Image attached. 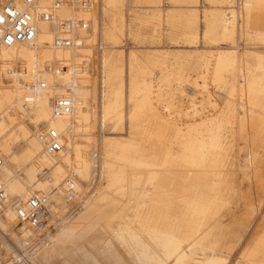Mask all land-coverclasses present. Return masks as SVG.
Masks as SVG:
<instances>
[{"label":"rangeland","instance_id":"374dc122","mask_svg":"<svg viewBox=\"0 0 264 264\" xmlns=\"http://www.w3.org/2000/svg\"><path fill=\"white\" fill-rule=\"evenodd\" d=\"M103 5L102 0H92L89 9H96V17L100 19ZM122 5L125 31L117 41L104 40L99 35L91 41L89 32L85 37L90 42L84 52L76 47L72 51L73 57L84 56L86 71L92 78L86 97L91 120L85 122L77 117L76 94L80 85L74 80L68 88V100L73 107V130L71 127L68 132L73 143L64 159H55L62 172L55 174L54 169L49 170V175L54 173L55 178L50 177V181L39 174L38 180L46 179L49 187L34 190L35 195L44 199L47 219L35 228L26 222L25 231L24 223L18 224L15 217L8 220L11 210L7 209L4 217H0V264H142V258L127 253L117 234L125 226H134V221L144 220L152 227L168 228L177 237L181 236L188 204L200 199L207 204V210L201 216L200 231L190 234L183 244L188 262L204 259L213 250L225 258L224 264H264V118L257 116L264 115V94L255 100L258 105L255 110L245 107L238 90L244 80H251L255 90L264 91V0H122ZM75 8L73 5L72 9ZM102 19L109 24L108 17ZM226 23L229 27L223 31ZM51 31L53 44L57 46L56 18L51 23ZM36 38L44 44L40 34ZM75 46H78L77 39ZM232 51L237 63L238 57L245 58L244 72L224 71L221 80L216 81L212 73L216 58ZM131 52L151 69V74L144 79L150 87L148 98L152 111L174 123L182 135L190 133L207 142L212 135L217 138L214 148L207 144L204 157L195 158L194 164L188 167L162 163L167 149L173 157L181 154L180 144L172 139L171 131L165 135L163 145L152 150L146 148L143 153L153 157V162L160 166L155 186L166 192L156 193L148 186L146 191L152 193L144 198H140V186L109 187L107 169L111 164L116 168L122 164L115 159L117 151L108 154L105 144L107 136L124 138L121 140L139 137L140 129H132L126 115L144 95H136L134 103L125 105L120 124L117 117H111L105 124L99 123L105 95L99 105L98 84L106 76L101 59L105 56L120 60L127 84ZM154 59L158 63L152 66L150 61ZM51 65L54 79L50 104L53 106L54 100L61 98L57 88L63 85L57 78L54 60ZM257 65L263 69H257ZM0 74L2 86H9L11 81L3 76V69ZM106 90L105 86L104 94ZM16 113L17 121L25 123L28 132L22 136L13 129L8 144L16 152L28 147L37 159L42 158L45 150L39 135L47 131V124L36 126L31 121L32 114L23 118L18 109ZM5 121L7 129L12 128L6 117ZM153 125L152 116L142 119L141 126L146 130L152 131ZM80 157L86 159L90 175L74 173L73 166ZM14 169L17 171V167ZM24 174V169L19 172L21 176ZM14 199L17 198L11 200ZM105 200L108 204L113 202L110 205L115 203L113 207L118 204L120 212L114 221L98 217L104 213ZM140 249L136 247L138 252ZM146 264L158 263L149 260Z\"/></svg>","mask_w":264,"mask_h":264},{"label":"bare ground","instance_id":"6f19581e","mask_svg":"<svg viewBox=\"0 0 264 264\" xmlns=\"http://www.w3.org/2000/svg\"><path fill=\"white\" fill-rule=\"evenodd\" d=\"M102 1L104 5L100 10L101 16L99 19L96 17V9H81L74 3H66L59 8H54V0H38L35 7L37 28L36 34L38 33L43 37L44 44L40 43L35 36L32 41L27 43H19L10 47L0 46V72H2L3 69V76L7 80L10 79L11 81L9 86H2L3 81L2 75L0 74V159L2 160V164L0 166V182L4 185L8 200L6 209L2 214H0V217H4L6 210L10 209L11 212L8 214V220H12L13 217L16 219L14 211L15 206H20L23 208V203H25V201L32 195H35L34 190H44L45 188L49 187L46 179L42 181L38 180V175L42 173L43 169H54L55 174H60L63 168L60 165L55 164V159L57 157L64 159L69 153L71 144L73 143L70 133L68 132V129L72 127L71 113L69 115L63 116L55 115L53 112V106L50 104V95L52 91L51 86L54 79V75L51 71V62L53 60L55 61L58 68L57 78L63 85L62 87L57 88L61 98L68 99L70 96V90L68 88L72 86L73 81L75 80L77 84L80 85L76 94L77 117L81 121L85 122L91 120V113H89L87 110L86 97L88 96V87L91 85L92 78L86 71L87 63L85 62V58H83L84 56L73 57L72 51L76 47L80 52H84V50L87 48L86 44L90 42V38L85 37L89 34V32L92 35L91 41H94L98 35L104 40L117 41L120 38V35H122L125 31V15L122 0ZM14 2L19 7H22L21 0H14ZM73 5L74 7L76 6L75 9H72ZM104 16L108 17L109 24H106V22L102 19ZM54 18L57 20L58 35H60L62 31V23L71 20L84 21L88 24L90 22L89 30L91 26V31L75 30L69 35L72 41L70 46H54V35L51 31V23ZM89 19L93 20L89 21ZM228 25L229 23H226V25L223 27V31L228 29ZM75 39L78 40V46H75ZM92 54V58H94V52ZM238 59L240 60L237 63L233 51L224 55H218L212 67L214 79L216 81H220L224 71L244 72L245 58L243 59L238 57ZM128 62L127 69L129 71L130 80L126 84L125 71L122 67L121 61L105 56H103L101 59V67L106 69V76H103V79L98 84L99 105L103 101V95H105V100L101 106L99 123L105 124V121L108 119L110 120L111 117H117L118 124H120L122 122L123 116L122 109L125 108V105L128 103H134L136 95H144V97L135 104L133 110L128 115H126L132 129H140L139 137L131 139L127 138L125 140H121L124 139L122 137L117 138L113 136H107L105 138L108 154H112V152L116 150L117 152L115 159L122 164L118 168L112 166V164L111 167L108 166L109 168L107 169V174L109 187H130L134 185L140 186L142 187V191L139 192L140 198H144L151 195L152 193L146 191L148 186L153 188V192H166L163 188L159 189L156 188L157 186H155L160 174V166L153 162V157L143 153L145 152L146 148L152 150L154 147L158 148L163 145L165 135L171 131L172 139L180 144L181 154L173 157V155L170 154L169 149H164L165 151L163 152V158H161L162 163L165 165L171 162L182 167H188V165L194 164L193 162L195 158L199 160L204 157L207 144L214 148V145L217 143V138L215 135H212L207 142L203 138L191 135L190 133L182 135L174 123L168 122L167 120L159 117L157 112H153L150 108L148 98L150 87L147 81L144 79L146 76L151 74V69L149 66L143 64L133 52L129 54ZM150 63L152 66H155L158 61L154 59L151 60ZM257 69L263 68L257 65ZM40 79H42V83L46 85L45 88H40ZM252 85L253 82L251 80H244V83L239 85L238 90L240 91L242 102L246 105L245 107H250L251 109L256 110V106L258 105H255V100H257V97L260 94H264V91H257ZM105 86L107 90L104 94ZM234 91L235 89L232 87V92ZM16 109L22 113L23 118L28 117L29 114H32L33 118L31 121L36 126L46 123L47 130L56 131L60 135V142L63 146V151L56 156H52L46 152H43V157L40 159H37L31 149L28 147L23 148L19 152L14 151L13 148L8 144V136L11 134L12 130L16 128L22 136H25L28 132L27 125L23 122L17 121L19 116L16 113ZM150 116H152V118L155 120V125H153L154 128L152 131H148L143 128V126H141L142 119H146L147 117L150 118ZM257 116L264 118V115L261 113H258ZM5 117L11 124H13L12 128L7 129L8 126L6 124ZM260 120L262 119L260 118ZM71 130H73V127ZM31 163L33 164L27 168H24L25 165ZM21 166L23 167L20 168ZM194 166L195 165H193V167ZM15 167H17V171H15ZM23 169L25 174L24 176H21L19 175V172ZM73 171L75 174H88L90 171H88L86 159L80 157L78 163L73 166ZM49 176L55 179L54 173ZM185 178L187 177L185 176ZM195 179L196 178H194V180ZM170 181L171 179L169 182ZM162 186L163 185H161V187ZM107 190L109 191L110 189ZM9 197L11 199H17L11 200L8 199ZM48 200H50V198H48ZM112 203L113 202H110V204ZM103 204L104 213H98V217H101V219L105 218L114 221L116 214L118 215L120 212V210L117 209L118 204L117 207H113L115 203L110 205L106 202V200L103 201ZM206 210L207 204L201 201V199L194 200L188 204V214L186 215L185 220H183L184 233L178 237L174 231H170L168 228H158L156 227L157 225L152 227L147 221L137 220L136 222L134 221V226H125L120 231V233L117 234V238L122 241V244L126 248L129 255L143 259L141 260L142 264H146V261L149 260H155L158 264H224L225 258L222 255L214 254L213 250V252L210 251L211 253L209 255H205L204 259L201 258L195 263L188 262V255L183 249V244L189 240L190 234H196L200 231L202 227L201 216L206 212ZM45 219H47V217ZM23 223L25 231L28 229L27 223H29L33 228L39 227L41 225H33L30 222ZM105 224L109 226L108 222ZM0 225L2 227V224ZM136 247L141 248V251L138 252ZM121 259L124 260L125 257L123 256Z\"/></svg>","mask_w":264,"mask_h":264},{"label":"built area","instance_id":"2783aa9c","mask_svg":"<svg viewBox=\"0 0 264 264\" xmlns=\"http://www.w3.org/2000/svg\"><path fill=\"white\" fill-rule=\"evenodd\" d=\"M38 0H21L22 7L16 5L14 0H0V46L10 47L19 43L32 41L37 32L35 7ZM74 3L81 9H89L92 6V0H54L53 7L59 8L63 4ZM75 30H89V24L84 21H65L62 23V31L55 38L58 45L70 46L72 41L70 34ZM44 83L40 88H45ZM53 112L55 115H69L72 112V103L66 98H57L53 102ZM39 141L43 144L47 154L56 156L63 151L60 142V135L54 130H47L39 135ZM2 160L0 159V166ZM43 177L50 181L49 170H42ZM7 195L4 185L0 182V214L4 212L7 206ZM18 224L30 222L39 226L47 217V210L44 199L38 195H32L20 206L14 207Z\"/></svg>","mask_w":264,"mask_h":264}]
</instances>
